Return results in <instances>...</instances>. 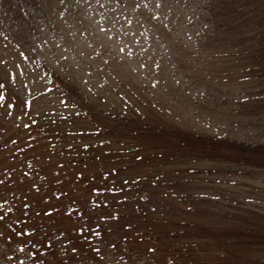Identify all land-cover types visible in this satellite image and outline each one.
<instances>
[{"label":"trees","instance_id":"16d2710c","mask_svg":"<svg viewBox=\"0 0 264 264\" xmlns=\"http://www.w3.org/2000/svg\"><path fill=\"white\" fill-rule=\"evenodd\" d=\"M196 1L0 0V101L13 106L11 89L25 87L21 67L16 68L27 57L48 76L55 94L50 95L82 110L74 123L69 121L76 129L59 119L60 131L52 135L69 164L68 169L43 172L42 184L53 196L29 198L35 188L27 166L35 159L48 161L47 147L42 155L32 147L30 154L21 144L20 157L7 159L12 166L25 158L21 167L0 176V264H264V206L236 189L255 170L264 173V143L187 131L136 111L97 115L89 80L78 77L80 67L101 69L105 73L93 84L95 94L121 99L119 94L126 92L134 99L113 74L119 58L114 62L105 42L94 50L71 46L70 36L89 31L100 16L98 22L111 39L124 36L122 20L132 25L137 37L123 42L129 60L142 51L158 53L155 39L170 44L167 67L188 72L197 66L206 74L183 79L202 91L222 87L227 63L249 69L250 79H264V0ZM39 31L49 32L50 38H37ZM54 32L63 36L54 38ZM191 35L194 47L188 46ZM23 46L30 48L31 57ZM46 48L55 53L44 60L40 52ZM229 55L234 59L226 62ZM28 97L20 103L23 116L32 110ZM44 97L48 95L42 91L39 98ZM258 101L264 106V99ZM38 114L52 113L46 109L31 116L27 129L33 131L32 139L42 138L43 127H52ZM74 181L91 193L107 188V203L97 200L81 210L73 201L66 209L61 198L69 195Z\"/></svg>","mask_w":264,"mask_h":264},{"label":"rangeland","instance_id":"374dc122","mask_svg":"<svg viewBox=\"0 0 264 264\" xmlns=\"http://www.w3.org/2000/svg\"><path fill=\"white\" fill-rule=\"evenodd\" d=\"M196 2L199 3L198 0ZM195 6L201 8L199 5ZM98 20H94L95 26H92L89 31L84 30L82 32L79 30L73 33L70 38L74 41L75 45L71 46L78 50L82 48L94 50L97 49V44L105 42L104 44L112 50L114 62L119 58V61L116 60L117 69L112 70L113 74L121 80L119 84L125 85L129 93L133 94L134 99L131 100V96L126 94V92L124 96H121V93L119 94L121 99L112 94H95L93 89H96L97 86L93 84H98L100 74L105 72H102L101 69L98 72H93L95 67L90 69V71L85 66L80 67L78 77L89 80L91 95L97 98L94 100L90 98V103L92 101V104L98 109L97 115L102 112L120 113V109L122 111L124 110L123 112L136 111L140 116H151L150 119L154 122L159 118L183 130L216 137L236 139L252 145L264 143V106L256 104L259 94V101L264 99L263 78H261V80L258 79V81L250 79L247 77L249 69L244 71L242 66L238 67V63L236 67L235 65L232 66L231 63H227V65L222 68L223 79L220 80L222 81V87L219 89L214 86L209 88L206 87V90L202 91L201 89H197V85H193L192 82L183 79L185 75L190 77L206 74L199 72L197 66L193 65L188 72L182 69H169L167 67V61L171 57L169 49L170 44L166 43L162 45V41H157L155 39V45L159 48L158 53L149 54V50L142 51L138 53L136 58L129 60V55L126 52V44L123 42L126 37L131 39L137 37V33L131 30V24L126 26V21L122 20L125 27L121 34L124 36L120 37L118 34L117 37H113V40L104 33ZM188 23H190V21ZM54 33V38L63 36V33ZM92 34L93 39L90 38ZM36 36L40 39H44V37L50 38L49 32L47 31H39L36 33ZM179 37L176 39V42ZM195 45H197V43H194V38L191 35L188 46L194 47ZM20 49L31 57V51L28 46H23ZM45 52L46 53L40 52V56L44 60H47L50 54L55 53L48 51V48L45 49ZM193 55L194 54H192V57ZM233 56L234 55L227 56L225 58L226 62L230 57L233 58ZM26 58L27 57H24L23 60L19 62L20 64H17L16 68L17 70L21 67L25 87L20 86L19 88L21 89L17 91L11 89L15 99L13 106L3 100L0 101V149H2L0 151V165L2 166L0 170L2 173L0 176H4L13 171L8 168L22 166L25 158L24 160H18L15 165H6L7 159H11L15 154H18L19 158L23 153V151L18 150L21 148V144L23 146L26 145V148L29 147L28 150L30 154H32V147H38L34 149V151L35 154L40 155H42V150L47 147L51 153V157L48 161L44 159L37 161L35 159L27 166L28 178L32 182L33 188H35H32L33 193L29 195V198L34 200L37 196L40 201L41 199L53 196L52 193L45 190V183L42 184L43 177L45 176L43 172L47 171L48 168H50L49 170H53L59 166L68 169L69 166L65 158L62 157L64 156V152L58 150L60 140L52 137V135L60 131L58 120H63L64 124H68L69 128L72 130L76 129L77 124H70L69 121L74 123V119L82 116V110H80L78 106L69 103L65 104L64 98H54L52 96L55 95L54 90L52 83L49 84L48 82V76L46 74L43 75L40 67L37 64L35 67L30 58L28 60H26ZM236 59H238L237 56ZM151 62L155 63L157 66H152ZM137 63H140V65ZM113 74L110 73L109 75ZM26 79L27 81H25ZM107 80H111L109 76ZM108 83L111 84L109 81ZM22 89L26 91H23L21 95ZM42 91L47 92L48 97L40 99L39 97ZM26 94L31 100L32 110L30 115L25 114V116H23L22 114L24 113L21 109V104L25 102L23 97ZM88 96L90 97V94ZM17 97L21 100L23 99V101H20ZM119 102H122L123 105H119ZM204 105H207L206 110L201 108L202 106L204 107ZM99 108L101 109L99 110ZM46 109L52 114L48 116L38 114V119L49 121L52 127L47 130L43 127L44 132L42 133V138L32 139L34 133L27 129L28 121L31 120V116L36 117L37 113H41ZM165 122L162 121L161 123L166 124ZM45 136H49V138L45 139ZM99 141L104 143L106 139ZM59 152H61V154ZM56 155L57 157L55 158L54 156ZM104 162L111 163L110 160H105ZM107 168L108 167H106L105 170ZM215 172H219L217 167L215 168ZM72 183L75 184V187L68 189L69 195H65L61 198L66 201V209L69 210L71 208L73 201L79 204L78 206L81 210L92 207L97 200L103 204L107 203L108 193L105 192L108 191L107 188L91 193L84 191L85 188L82 189L81 185L76 184L75 181ZM234 185L233 183V186ZM236 189L244 193L243 195L246 198H255L261 201L257 204L264 206V173L262 171L255 170L250 178L245 181L242 179L241 185ZM54 197L60 198L57 196ZM50 199H52V197L45 203H50ZM61 223L62 221H60L58 225ZM26 228L30 230L33 227L29 228V226L27 227L26 225ZM17 246L18 250L22 251V245L20 246L19 244Z\"/></svg>","mask_w":264,"mask_h":264}]
</instances>
